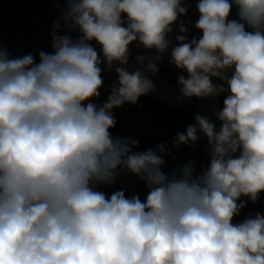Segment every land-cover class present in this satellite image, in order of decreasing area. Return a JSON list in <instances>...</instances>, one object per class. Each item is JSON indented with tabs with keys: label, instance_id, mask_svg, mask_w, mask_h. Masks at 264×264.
<instances>
[{
	"label": "clouds",
	"instance_id": "obj_1",
	"mask_svg": "<svg viewBox=\"0 0 264 264\" xmlns=\"http://www.w3.org/2000/svg\"><path fill=\"white\" fill-rule=\"evenodd\" d=\"M181 2L66 0L63 20L76 38L54 31L39 63L0 48V264H264V216L232 223L241 196L255 202L264 192V0H199L202 37H176L171 62L188 73L181 95L228 92L215 113L219 131L195 117L211 145L199 175L189 161L169 176L166 144L135 152L138 140L110 132L113 108L155 90L145 72L123 67L128 45L138 39L163 54L170 25L187 12ZM233 6L237 20L229 19ZM93 40L109 69L121 65L102 106L90 102L103 85ZM159 59L137 58L152 73ZM196 133L189 125L173 146L194 143ZM121 170L145 183V201L98 190Z\"/></svg>",
	"mask_w": 264,
	"mask_h": 264
},
{
	"label": "trees",
	"instance_id": "obj_2",
	"mask_svg": "<svg viewBox=\"0 0 264 264\" xmlns=\"http://www.w3.org/2000/svg\"><path fill=\"white\" fill-rule=\"evenodd\" d=\"M14 4V11L18 12L21 8H34L39 14V19L41 22H45L48 14H55L62 16L63 10L66 9V0H0V7L9 6ZM199 0H182L181 6L187 8L186 14H178L177 18L183 19V23L192 28L189 36L193 39L199 40L202 37V31L195 27L196 22L199 20V11L197 9V4ZM230 20H237L236 7L233 6L231 14L229 16ZM182 23V25H184ZM7 27L18 33L23 39L25 37L24 30L20 29L16 20L7 24ZM246 30H251L247 29ZM35 57H39L37 53ZM129 71V70H128ZM130 72V71H129ZM158 72L162 73L170 83L179 84L178 80L181 75L188 78V73L183 70H177L170 66L159 67ZM231 75V70H230ZM101 76L103 79V88L101 91L99 102L103 105L109 95H111V89L107 88V84H111L112 87L118 83V74L115 70L111 69H101ZM214 77L211 78V80ZM218 78V77H216ZM223 86L227 89V84L223 81ZM228 95L225 91L221 93L217 100L216 110L213 111H200L194 106L191 109L177 108L174 107L159 98L152 96L150 94L142 95L138 98L136 104L129 103L128 106H120L113 108L118 114L115 117L116 125L114 128L110 129L111 135L113 137L130 138L139 141L138 147L134 148L135 152H144L148 149H156L158 144H166L167 152L162 155L165 163L162 166V171L167 175H172L174 171L185 165L187 162L192 161L196 168V175H199L202 170L207 168L210 164V158L202 159L200 153V142L203 138L207 136L199 129V126L195 120L197 115L206 117L215 127L216 131H219L222 127V121H220L215 113L221 111L224 107V99ZM136 113L140 114L141 120L153 124H162L165 127L164 136H140L133 133H121L122 118L129 114ZM147 114V115H143ZM193 125L197 127V139L194 143L190 142L188 144H179L178 147L173 146L174 138L178 134H186L187 127ZM238 156V153L236 154ZM99 191L105 193L106 196H111V194L117 190H123L127 197L133 194L138 195L141 201H145L148 195V189L145 183L141 181L137 176L127 173L121 170L120 175L117 176L114 184L100 185ZM240 201H243L245 206L240 210L239 215L233 217V224L243 223L248 218H254L257 214L264 216V192L259 193V198L253 202L248 196H241ZM238 201V203L240 202Z\"/></svg>",
	"mask_w": 264,
	"mask_h": 264
},
{
	"label": "rangeland",
	"instance_id": "obj_3",
	"mask_svg": "<svg viewBox=\"0 0 264 264\" xmlns=\"http://www.w3.org/2000/svg\"><path fill=\"white\" fill-rule=\"evenodd\" d=\"M231 2V0H230ZM15 5L12 3L9 6L0 7V48L5 49L11 58H17L31 53L34 57L36 54L43 50L46 53H51V42H52V33L55 31L57 35L69 34L73 38H76L79 35L78 30L69 32V26L63 20V17L48 14L45 22H41L39 19V14L34 8H21L18 12L14 11ZM122 20L125 21L124 26H127V17L122 14ZM16 20L17 26L24 30V39L16 33L14 30L7 27V24ZM59 22L60 27L57 29L54 25ZM184 24V23H183ZM181 26L187 29V32L181 33ZM172 31L166 35V39L170 41L168 49L160 54L155 48H146L144 47L139 40L133 41L128 45L129 58L128 63L123 65L130 72L135 71V66L132 63L133 57H151L155 59L157 56H160V59L156 61L157 66H170L174 69L180 70L177 68L174 63L171 62V52L172 49L178 46L179 42L176 37L180 35H185V42L190 43L192 38L189 36L192 28L187 25H175L172 23L170 25ZM91 45L97 50L101 63V69H109L106 62H104V56L101 50V45L95 40L90 42ZM39 57H35V60ZM148 61L145 60L142 64L137 66V70L145 72L148 78L151 81L157 83L154 91L149 92L148 94L159 98L160 100L174 106L177 108L191 109L193 106L200 111H213L216 110V104L219 96L212 97H190L185 98L181 95V85L172 84L169 80L160 72L152 73L146 71V65ZM121 66L118 62H113L111 70H115L116 67ZM230 75V70L228 71ZM212 83L220 86L223 85V80L220 78L214 77ZM107 88L112 89L111 84L106 85ZM103 86L99 89L100 95ZM99 98H92L90 102L96 104L97 106H102L99 102ZM87 101L85 102V104ZM124 106H128L129 103H124ZM147 115V114H143ZM140 114L134 113L132 116L125 115L122 120V129L125 133H130L131 129L133 134L140 136H164L165 127L162 124H153L141 120ZM211 145L209 144L208 138H203L200 142V153L202 159L210 158ZM239 155V153H238ZM114 184V183H113ZM113 184L109 185L112 186Z\"/></svg>",
	"mask_w": 264,
	"mask_h": 264
},
{
	"label": "built area",
	"instance_id": "obj_4",
	"mask_svg": "<svg viewBox=\"0 0 264 264\" xmlns=\"http://www.w3.org/2000/svg\"><path fill=\"white\" fill-rule=\"evenodd\" d=\"M137 58H138V57H133V58L131 59V60H132V63H133L134 66H135V71L137 70V66H138L139 64H141L140 62H138ZM152 82H153V84L155 85V87H157V83L154 82V81H152ZM112 114H113L114 118L118 116L117 112H116L115 110H113V109H112ZM127 115L130 116V115H132V113H129V114H127ZM122 119H123V118H122ZM120 132H121V133H125V132L123 131L122 128H121ZM130 133H133V130H132V129H131V132H130Z\"/></svg>",
	"mask_w": 264,
	"mask_h": 264
},
{
	"label": "crops",
	"instance_id": "obj_5",
	"mask_svg": "<svg viewBox=\"0 0 264 264\" xmlns=\"http://www.w3.org/2000/svg\"><path fill=\"white\" fill-rule=\"evenodd\" d=\"M184 21H183V19H181V18H177V20L174 22V24L175 25H182V23H183ZM159 67H162V66H159ZM133 115V114H132ZM132 115H130V116H132ZM127 116H129V115H127ZM123 120V119H122ZM122 128V127H121Z\"/></svg>",
	"mask_w": 264,
	"mask_h": 264
},
{
	"label": "water",
	"instance_id": "obj_6",
	"mask_svg": "<svg viewBox=\"0 0 264 264\" xmlns=\"http://www.w3.org/2000/svg\"><path fill=\"white\" fill-rule=\"evenodd\" d=\"M36 63H39V59L36 60ZM157 67H158V70H159V66H157ZM157 72H158V71H157Z\"/></svg>",
	"mask_w": 264,
	"mask_h": 264
}]
</instances>
